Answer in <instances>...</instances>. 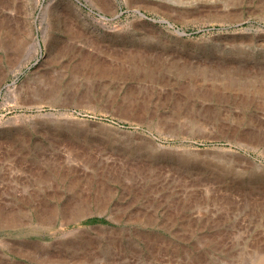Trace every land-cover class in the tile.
Listing matches in <instances>:
<instances>
[{
  "label": "rangeland",
  "instance_id": "obj_1",
  "mask_svg": "<svg viewBox=\"0 0 264 264\" xmlns=\"http://www.w3.org/2000/svg\"><path fill=\"white\" fill-rule=\"evenodd\" d=\"M1 211L0 264H264V0H0Z\"/></svg>",
  "mask_w": 264,
  "mask_h": 264
},
{
  "label": "bare ground",
  "instance_id": "obj_2",
  "mask_svg": "<svg viewBox=\"0 0 264 264\" xmlns=\"http://www.w3.org/2000/svg\"><path fill=\"white\" fill-rule=\"evenodd\" d=\"M37 44V43H36ZM154 59V58H153ZM158 59V58H157ZM157 59H155V60H157ZM152 61H154V60H152ZM161 61V60H160ZM157 63H158V60H157ZM160 63V62H159ZM153 64V63H152ZM155 64V63H154ZM153 64V65H154ZM162 64H163V62H162ZM157 65V64H156ZM161 66V65H160ZM154 67V66H153ZM159 67V66H158ZM155 68V67H154ZM147 73V72H146ZM149 74H150V72H149ZM191 77H192V75H190ZM191 79V78H190ZM194 79V78H193ZM193 79H191V80H193ZM243 86V85H242ZM242 86H240L241 88H242ZM224 87V86H223ZM244 87V86H243ZM246 90H247V88H246ZM244 91V90H243ZM64 209H66V208H64ZM66 211V210H65ZM1 213V216H0V219L1 218H3L4 219V221L5 222H7V223H12V222H16V220H17V216L16 217H14V216H11V215H9L8 214V216H3V215H7L6 213L4 214V213H2V211L0 212ZM64 213V212H63ZM66 213V212H65ZM2 219V220H3ZM89 241V240H88ZM91 242V241H90Z\"/></svg>",
  "mask_w": 264,
  "mask_h": 264
}]
</instances>
